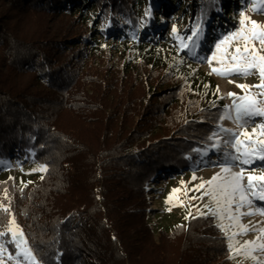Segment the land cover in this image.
Segmentation results:
<instances>
[{"label":"trees","instance_id":"obj_1","mask_svg":"<svg viewBox=\"0 0 264 264\" xmlns=\"http://www.w3.org/2000/svg\"><path fill=\"white\" fill-rule=\"evenodd\" d=\"M193 1L195 24L222 4ZM145 2L0 0V159L32 150L47 167L17 205L42 264H241L211 216L152 223L151 184L193 167L225 105L211 75L174 62L177 49L168 59L163 44L128 39ZM92 6L122 42L115 62Z\"/></svg>","mask_w":264,"mask_h":264},{"label":"snow or ice","instance_id":"obj_2","mask_svg":"<svg viewBox=\"0 0 264 264\" xmlns=\"http://www.w3.org/2000/svg\"><path fill=\"white\" fill-rule=\"evenodd\" d=\"M248 2L254 4L253 11L264 13V0H245L246 5ZM145 15H150V9L146 10ZM239 15V27L222 34L214 43L210 55L198 54L203 36L202 24H197L187 36H181L175 27L172 29L174 37L179 41V50L185 51L200 62H206L210 67V75L215 74L222 78H247L257 75L259 83L237 84L236 87L240 88L244 95L228 93L232 103L224 106L223 112L217 118L218 121H233L239 131L218 123L216 130L208 137L212 143L201 154L207 155L209 151L219 152L221 159L213 166L219 167L220 171L190 189L181 181L182 188L172 189L166 203L184 207L180 194L189 200L203 201L207 198L208 202L203 204L206 211L197 206V213L219 221L217 227L228 241L229 252L233 253L229 259H235L237 256L257 259L252 253L256 250L264 252V242H261L264 241V227L258 226L264 222L244 224L243 218L264 216V171L257 175L256 168L253 167L256 165L264 169V99L259 98L264 97V24L251 20L243 11ZM214 63L216 66H213ZM204 88L207 89L208 85L205 84ZM251 88L257 89V92H251ZM216 92H219L218 85ZM249 126H252L251 132L247 130ZM234 168L239 170L234 171ZM33 171L46 172L47 167L39 165ZM192 179L197 177L193 175ZM21 183L23 184V181ZM3 192L6 203H0V264H8L9 261L14 264H39L12 213L8 189L4 188ZM189 192L199 195L189 197ZM188 215L190 216L191 212ZM185 219H188V216ZM249 232H257L259 235L256 240H246L241 244L237 237Z\"/></svg>","mask_w":264,"mask_h":264},{"label":"rangeland","instance_id":"obj_3","mask_svg":"<svg viewBox=\"0 0 264 264\" xmlns=\"http://www.w3.org/2000/svg\"><path fill=\"white\" fill-rule=\"evenodd\" d=\"M79 6L82 7L83 3H80ZM193 6V0H164V4L162 6H157L154 8L150 4V1L146 0L144 7H142V14L145 16V21L142 22L143 27L140 29V32L135 34L128 32V39L130 41L135 39L139 41H156L161 43L164 46L161 47L160 51H162L164 56L168 59H170L172 55H170L171 52H167V49H177V57H173L175 63L179 64L183 63L184 61L190 62L191 64H194L197 69L202 70L205 74H209L210 67L206 62H200L192 56L187 55L185 51L179 50V41L174 37L172 32L173 27L180 31L181 36H187L197 24H202L203 36L201 40V47L198 49V54L210 55V52L213 50L214 43L222 34L230 32L234 30V28L239 27V13L241 11H243L245 15H247L251 20H255L261 24H264V13L253 11L254 4L248 2L246 5L245 0H222V4L217 10V15L208 23H204L202 19H199L198 23L195 24L196 12H193ZM149 9L150 15L146 16L145 12ZM85 14L95 28L94 35L98 37L104 35L105 39H108L110 42L112 41L111 44L114 48L113 62L117 61L118 56H122V49L120 48L122 42H120L119 39L114 38V29L110 28L107 22L103 24L100 22L101 16L95 6L89 8ZM154 27H157V30L152 32L151 29ZM257 47H259L258 44ZM181 58L183 59L182 61ZM130 59L134 62L138 61L136 55L134 54H130ZM139 62L140 61H138V63ZM213 66H216L215 63ZM211 76L216 83V87L217 85L219 86V92L216 93L218 97L223 99L225 106L232 103L231 98L228 97V93H236L237 96L244 95V92L240 88L236 87L237 84L256 85L259 83V78L257 75H252L247 78L240 76L222 78L215 74H212ZM229 80H232L233 82L230 83ZM147 90H149V86H147ZM250 91L255 93L257 92V89L251 88ZM259 98L264 99V97ZM201 120L204 119L201 118ZM219 123H222L224 127L239 131L237 125L231 120H224L220 121ZM251 127L252 126H249L247 129L249 132H251ZM209 147L210 146L208 145L207 148H200V155L191 169L182 170L177 173L160 174L156 181L151 184V220L157 230H161L163 228H172L173 226L180 223H186L190 217L198 215L197 206L200 207L201 210L206 211V209H203V204L208 202L207 198H205L203 201L189 200L180 194V199L183 200L185 204L184 207L173 206L172 204L166 203V200L169 194L172 193V189L182 188L181 181H183L187 188L190 189L195 185H198L201 180H208L215 173L220 171L219 167L213 166L218 164L221 159V154L219 152L209 151L207 155L201 154ZM39 165L43 164H40L36 161L34 152L32 150L29 151V155L20 154L9 159H0V182L7 181L11 178L10 180L12 181L13 185V193H10V188L6 187L10 195L11 206H13L11 210L15 215L17 223L23 230L27 240L28 237L25 233V230L20 224L21 215L20 209L17 207V205L19 204L23 191L28 190L34 185L38 184L41 180V177L44 176L45 172L33 171V169H36ZM253 167L256 168L255 174L257 175L264 171V169L256 167V165H253ZM233 170L238 171L239 169L234 168ZM193 175H195L197 179L193 180ZM22 181L23 184L21 183ZM29 181L31 183H29ZM21 189L23 190L21 191ZM193 195H199V193H188L189 197ZM0 203H6L3 190L0 191ZM169 208H171L170 211L168 210ZM245 211H247V209H245ZM189 212H191L190 216L188 215ZM186 216H188V219H185ZM216 221L219 223L218 220ZM250 222L252 224L264 222V216L255 215L246 216L243 218L244 224H249ZM258 226L264 227V223H260ZM257 235H259V233L249 232L247 235L238 236L237 240H239L242 244L246 240H256ZM10 250L12 249L10 248ZM252 255L257 259H252L251 257L245 258L244 256H237L235 259L241 264H258V262H260V264H264V252L256 250L252 253ZM37 260L39 261L38 257ZM8 264H14V262L9 261ZM39 264L42 263L39 261Z\"/></svg>","mask_w":264,"mask_h":264}]
</instances>
